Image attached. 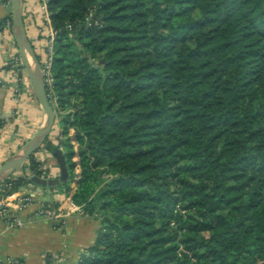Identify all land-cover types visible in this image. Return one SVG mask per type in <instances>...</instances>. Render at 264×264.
<instances>
[{"label": "trees", "instance_id": "16d2710c", "mask_svg": "<svg viewBox=\"0 0 264 264\" xmlns=\"http://www.w3.org/2000/svg\"><path fill=\"white\" fill-rule=\"evenodd\" d=\"M47 8L62 128L44 147L68 172L51 190L101 221L77 264H264V0Z\"/></svg>", "mask_w": 264, "mask_h": 264}, {"label": "crops", "instance_id": "0c3cea01", "mask_svg": "<svg viewBox=\"0 0 264 264\" xmlns=\"http://www.w3.org/2000/svg\"><path fill=\"white\" fill-rule=\"evenodd\" d=\"M10 13L11 0H0V22ZM23 15L27 34L42 61L52 35L49 21L38 0H24ZM18 52L12 31L1 27L0 116L5 122L0 132V165L21 147L22 141L35 135L44 120L43 110L30 86L21 89L18 94L14 93L16 76L11 68L13 56ZM34 155L52 172V178L59 175L60 168L51 151L43 146ZM22 174L33 176L26 168L25 171L15 172L12 177ZM53 192L51 189L43 192V186L31 182L11 195L0 197V207L4 203L9 213V216L0 218V261L13 257L20 259L21 264H77L81 252L95 243L101 227L98 217L83 212L69 214L63 220L38 215L40 208L57 210L55 203L58 201L51 197ZM18 196H29L31 199L19 208ZM15 216L23 221V225L14 224Z\"/></svg>", "mask_w": 264, "mask_h": 264}, {"label": "water", "instance_id": "95a60500", "mask_svg": "<svg viewBox=\"0 0 264 264\" xmlns=\"http://www.w3.org/2000/svg\"><path fill=\"white\" fill-rule=\"evenodd\" d=\"M23 4L24 0H11V31L18 46L19 55L23 62L27 77L30 80V85L42 106L44 120L35 135L0 165V181H2L9 172L22 166L32 155L44 146L52 133L56 121V111L47 91V84L43 74L41 60L25 27ZM95 19L96 16L93 15L91 18L92 24H94ZM52 154L56 158L60 168V176L46 178L39 175H33L31 177L33 183L43 186V192L47 189H51L54 185L60 184L68 175L65 156L62 150L55 145L52 147Z\"/></svg>", "mask_w": 264, "mask_h": 264}, {"label": "built area", "instance_id": "2783aa9c", "mask_svg": "<svg viewBox=\"0 0 264 264\" xmlns=\"http://www.w3.org/2000/svg\"><path fill=\"white\" fill-rule=\"evenodd\" d=\"M38 1L40 2L41 9L43 10L45 16L47 17V20L49 21V14H48V8H47V1L48 0H38ZM11 25H12V22L9 19H7L3 25L4 30L10 32L11 31ZM53 38H54V33L52 31L51 39H49L47 46H46V49H47L46 50L47 51L46 56L41 61L45 81H46L47 86L50 87V90H51L52 81H53L52 74H51V64H52V58H53ZM11 70H12L13 74L16 76V82L13 85V90H14L15 94H18L21 92V89L30 86L29 82H27V74H26L25 68L23 66V62L21 60L19 52L13 56ZM4 122H5V119L0 116V132L4 127ZM36 158L40 162L39 169L45 171L44 174L42 175V177L52 178V174H51L52 172L46 167V165L43 163L42 160H40V158H38V157H36ZM30 199L31 198L29 196H27V197L26 196L25 197H21V196L19 197L18 196V207L20 208L21 206L26 205L30 201ZM2 205H3V207H0V218H5V217L9 216V213L5 209L4 203ZM37 213H38V215H49L51 217L57 218L58 220H60V218H61V214L56 213V211H54V210L52 211L48 208H40ZM11 216H13V215H11ZM14 224L21 226V225H23V221L20 218H18L17 216H15L14 217ZM0 264H21V260L18 258L9 257V258H7V260L5 262L0 261Z\"/></svg>", "mask_w": 264, "mask_h": 264}, {"label": "rangeland", "instance_id": "374dc122", "mask_svg": "<svg viewBox=\"0 0 264 264\" xmlns=\"http://www.w3.org/2000/svg\"><path fill=\"white\" fill-rule=\"evenodd\" d=\"M27 82H29V85H30V80H29L28 77H27ZM30 87L32 89V86L31 85H30ZM32 94L35 96V99L37 100V102L39 103V105H40V107L42 109V106H41L40 102L38 101V99H37L36 94L34 93V91L32 92ZM53 106H54L55 111H56V121H55V125H54V128L52 130V133H51L49 139H51L54 142H56V141H58V139H59V137L61 135L60 134V129L62 128V125L60 124V117H59L60 110H59L58 107H56L57 106L56 105V97H54V96H53ZM30 139H28L27 141H22V143L19 146H21V147L24 146ZM10 156H12V154ZM27 163H28V161L25 162L22 166H19V167L15 168L13 171L9 172L7 174V176H12L15 172L17 173L18 171L19 172H21L23 170L25 171V169L28 168L27 166H25V165H27ZM59 176H60V172H59V175L57 177H59ZM47 191H48V189H47ZM54 192H53V194H51V197L55 201H58L57 202V207H58L57 209L58 210L61 209V211L59 213V211L56 210V213L61 214L60 220H63L69 214H72V213H75V212H84L83 206L82 207H76V208L74 207V208H71V206L73 207V205L71 204V202L69 200V196H67V191L63 190V188H56L54 190Z\"/></svg>", "mask_w": 264, "mask_h": 264}]
</instances>
